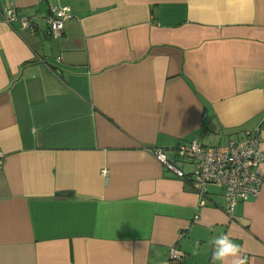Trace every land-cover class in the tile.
Instances as JSON below:
<instances>
[{
    "label": "crops",
    "instance_id": "1",
    "mask_svg": "<svg viewBox=\"0 0 264 264\" xmlns=\"http://www.w3.org/2000/svg\"><path fill=\"white\" fill-rule=\"evenodd\" d=\"M11 3L39 25L0 19V264H212L220 234L264 264V184L229 214L153 153L256 129L264 149V0Z\"/></svg>",
    "mask_w": 264,
    "mask_h": 264
},
{
    "label": "built area",
    "instance_id": "2",
    "mask_svg": "<svg viewBox=\"0 0 264 264\" xmlns=\"http://www.w3.org/2000/svg\"><path fill=\"white\" fill-rule=\"evenodd\" d=\"M72 15L68 5L51 6L50 14L45 16L46 33L59 37ZM0 19L7 23L17 21L22 28H27L32 33L39 25L36 15L20 13L14 3L1 7ZM259 141L256 129L224 143L205 144L195 138L178 143L172 154L166 148H155L153 153L166 169L181 178L187 174L181 168V163L192 164L191 184L198 192L200 202H203L208 183L221 185L225 210L232 214L239 201L256 197L264 184V171L260 168L264 161V149L260 148ZM3 157V151L0 150V166ZM193 219L198 220L199 214L196 213ZM183 254L180 249L172 247V257L181 258Z\"/></svg>",
    "mask_w": 264,
    "mask_h": 264
},
{
    "label": "clouds",
    "instance_id": "3",
    "mask_svg": "<svg viewBox=\"0 0 264 264\" xmlns=\"http://www.w3.org/2000/svg\"><path fill=\"white\" fill-rule=\"evenodd\" d=\"M213 245L212 264H246V258L241 255V245L234 243L228 234L215 236Z\"/></svg>",
    "mask_w": 264,
    "mask_h": 264
}]
</instances>
